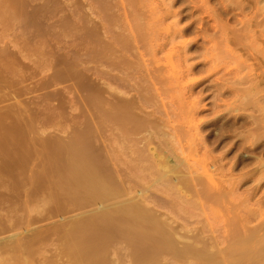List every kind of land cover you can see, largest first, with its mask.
<instances>
[{
	"label": "rangeland",
	"instance_id": "obj_1",
	"mask_svg": "<svg viewBox=\"0 0 264 264\" xmlns=\"http://www.w3.org/2000/svg\"><path fill=\"white\" fill-rule=\"evenodd\" d=\"M154 58L161 73L150 77ZM0 79V105L11 104L23 129L49 142L44 174L52 187L24 199L14 181L3 182L0 216L15 218L26 207L46 212L56 193L70 202V175L84 173L71 165L74 143L81 162L92 170L93 159L107 173L105 145L120 150L124 136L135 150L142 143L134 138L164 137L176 161L191 152L185 141L178 147L174 132L207 137L220 140L213 154L229 168L244 153L264 154V0H0ZM129 101L123 132L114 104ZM253 163L234 174L256 172ZM263 195L264 178L252 177L235 204L196 212L218 230L233 229ZM91 210L79 205L70 219Z\"/></svg>",
	"mask_w": 264,
	"mask_h": 264
},
{
	"label": "bare ground",
	"instance_id": "obj_2",
	"mask_svg": "<svg viewBox=\"0 0 264 264\" xmlns=\"http://www.w3.org/2000/svg\"><path fill=\"white\" fill-rule=\"evenodd\" d=\"M153 64V69L147 68L150 77L160 72L156 58ZM4 101L0 99V104ZM129 102L114 104L121 112L118 122L123 132L128 120L125 109L133 103ZM187 109L191 113L192 107ZM174 135L178 147L186 142L190 157L177 156L176 161L162 147L169 146L164 137L134 138L133 145L142 143L135 150L123 144L128 139L124 136L120 150L112 143L105 145L107 173L93 159L92 170L81 162L74 143L71 165L84 173L75 169L70 175L72 182L66 187L70 202L56 193L54 206L46 212L33 215L26 207L15 218L1 215L0 264H264V195L254 203L257 206H246L247 214L233 229L218 230L199 220L196 212L235 204L242 183L264 178V154L244 153L228 168L222 156L213 154L219 139ZM48 146L47 139L36 137L33 127L23 129L11 104L0 105V184L14 181L17 195L24 199L47 192L52 188L44 174ZM203 149V157L197 159ZM252 163L258 164L256 172L234 174L238 165L244 169ZM246 194L251 201L255 191ZM84 204H91L92 210L70 219L69 214ZM253 219L257 223L252 224ZM17 228L21 230L7 234Z\"/></svg>",
	"mask_w": 264,
	"mask_h": 264
}]
</instances>
